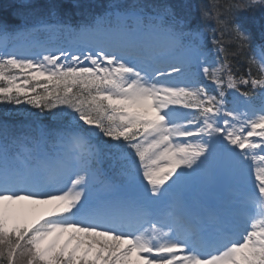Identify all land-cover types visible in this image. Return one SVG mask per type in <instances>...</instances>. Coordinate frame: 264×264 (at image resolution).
<instances>
[{
    "label": "snow or ice",
    "instance_id": "6c2138e0",
    "mask_svg": "<svg viewBox=\"0 0 264 264\" xmlns=\"http://www.w3.org/2000/svg\"><path fill=\"white\" fill-rule=\"evenodd\" d=\"M9 7L0 264H264V0Z\"/></svg>",
    "mask_w": 264,
    "mask_h": 264
},
{
    "label": "trees",
    "instance_id": "16d2710c",
    "mask_svg": "<svg viewBox=\"0 0 264 264\" xmlns=\"http://www.w3.org/2000/svg\"><path fill=\"white\" fill-rule=\"evenodd\" d=\"M12 3H14V0H0V22L10 19L12 12L9 5ZM75 18L79 20L81 17L76 16Z\"/></svg>",
    "mask_w": 264,
    "mask_h": 264
}]
</instances>
